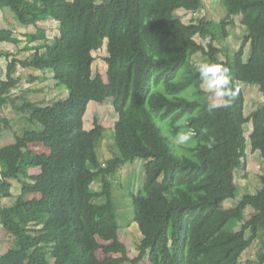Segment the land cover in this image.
<instances>
[{"label":"trees","instance_id":"16d2710c","mask_svg":"<svg viewBox=\"0 0 264 264\" xmlns=\"http://www.w3.org/2000/svg\"><path fill=\"white\" fill-rule=\"evenodd\" d=\"M80 2L91 13L99 7L97 0H0V8L9 7L17 21L36 27L24 34L25 42L13 28H0V43L31 52L25 58L4 53L9 62L0 84V116L11 105L24 125L2 119L15 141L0 147V237L4 232L14 240L0 253V264H140L146 256L151 264H247L241 257L257 239L259 264H264V168L260 189L235 207L224 205L237 196L236 170L248 147L246 123H253L252 150L264 158V103L246 115L243 87L257 85L264 96V0H225L224 36L228 26L239 25L238 15L247 29L240 47L225 59L213 43L216 34L204 0H106L101 22L88 33L78 21ZM181 9L192 11L193 18L184 20ZM49 20L59 23L53 40L39 24ZM197 35L211 40L204 45ZM106 43L104 59L121 76L113 95L114 138L125 151L103 161L97 148L106 128L95 120L88 129L84 117L92 98L94 52ZM197 53L230 70L238 89L231 107L205 110L211 100L195 70ZM19 67L29 71L30 81L48 80L51 71L68 96L19 103L22 96L14 92L22 79ZM38 113L59 124L43 126ZM29 131L36 135L27 136ZM181 131L195 133L186 146L172 143ZM131 141L140 147L126 150ZM36 144L50 153L33 152ZM137 158L145 160L146 175L141 192L133 195L142 240L132 258L115 234L120 222L109 176ZM38 167L47 172H31ZM100 176L97 190L94 181ZM13 180L22 191L5 205L3 199L13 196ZM248 206L254 209L250 218ZM232 219L240 229L229 224ZM101 249L121 256L101 259Z\"/></svg>","mask_w":264,"mask_h":264},{"label":"rangeland","instance_id":"374dc122","mask_svg":"<svg viewBox=\"0 0 264 264\" xmlns=\"http://www.w3.org/2000/svg\"><path fill=\"white\" fill-rule=\"evenodd\" d=\"M206 2L205 13L206 15L210 16L212 22L211 29L213 33L216 34L214 38V44L219 46L223 49L222 53L219 56L222 59L226 58V54H233L235 50H237L240 45L242 38L247 31L246 26L244 27L241 25V16H236V20L238 21L239 25L238 28L234 26H228V35L224 36V24L222 19L226 15V6L225 0H204ZM99 7L96 9L94 13H91L89 9L82 5L80 2L77 6V15L78 21L80 22L83 29H89L90 25L95 23V26L92 30L97 28L101 19L104 14V8L106 4V0H97ZM212 5L211 9L209 6ZM179 14L183 17L184 20L189 21L193 18L194 13L192 11L187 10H179ZM203 14V12L201 13ZM7 21L8 24L6 26L14 28V26L19 27L22 30H30L31 32L36 31V27L33 25L24 27L26 25L21 24L19 21L15 20V22ZM41 27L47 29L48 37L53 40V38L59 34V23L55 20H51L47 23L41 22ZM32 27V28H30ZM196 39L204 44L207 45L208 42L211 40V37H202L201 35H197ZM26 38L23 39L25 42ZM40 42V41H39ZM107 43L104 47L100 50L94 52L96 56V60L94 62V76L93 81L90 86L91 92V102L88 106V112L85 116V126L86 128L90 129L94 127L95 120H98L101 124L104 125L106 128L104 131V136L101 139V144H99L97 151L100 159L112 158L114 155L120 156L122 152H124V147L121 148L118 144H116V140L114 138V130L116 126V112L113 107V95L115 93V87L119 84L121 76L116 73L115 70L111 69L108 64L106 63L104 57L107 54ZM15 44L6 42L0 43V56L4 54V50L7 49L8 52L12 54L18 53ZM3 51V53H2ZM227 51V53H225ZM5 55V54H4ZM25 58L27 54H23L21 52L18 53V56ZM250 52L249 50L246 53L245 60L249 59ZM20 57V58H21ZM5 59V57L3 58ZM194 61L197 63H209L208 57L202 53H197L194 55ZM9 62V61H8ZM6 66V63L4 64ZM20 68V70H19ZM18 68L17 75L22 77L18 86L14 89L16 94L22 96V99L19 100V103L23 104V99L33 100L41 103H51L54 100H58L60 98H64L68 96V88L65 85L58 86L56 81L53 78V74L51 71L47 70L46 73L48 76V80L45 81H30V73L28 70L22 69V67ZM1 72V69H0ZM36 75V70L34 71ZM39 76H42V71ZM5 76L4 67H2V72L0 76V84H1V77ZM245 93H246V107H245V114L248 115L264 103V96L259 89V86L253 84H243ZM203 88L207 92L206 97L210 100L214 99L215 97L210 94L206 87L203 85ZM66 91V92H65ZM190 95V94H186ZM3 115L0 116V147L10 144L15 141V136L12 131L6 128L5 123L2 122L3 118H10L13 121H20V125L22 128L23 119L20 117L22 116L16 110L12 108L10 105L8 108L2 113ZM40 124L43 126L48 125L49 127L56 126L59 124L58 121L52 120V117L48 115H44L38 113L36 115ZM165 123V121H164ZM180 123H183L181 121ZM18 128V125H16ZM36 128L37 125H36ZM246 136L248 138V147H247V155L246 158L243 159V164L240 168L236 170V182H237V196L236 198H230L225 201L226 208H232L237 206L239 201L243 198V196L247 193L256 192L258 189L262 187L260 175L264 168V158L261 156L259 151H253L251 148V144L249 141V137L253 130V123L249 122L245 124ZM27 136L34 137L36 132H26ZM129 143V142H128ZM193 146L196 142L193 140ZM139 144L137 143L134 145L131 141L129 146H126V150L128 148L137 149L139 148ZM31 149L33 152L36 153H50L48 148L44 147L43 145L36 144L32 145ZM107 157H109L107 159ZM104 159V160H105ZM105 160V161H106ZM145 160L141 158H137L135 161L128 162L127 164L120 166L118 170L109 176V180L113 183V195L114 200L116 203V207L118 210V219L120 222V228L116 230V236L123 241L128 248V254L130 257L134 258L139 254V244L142 240V234L138 227V224L134 222L135 219V207H134V197L133 195L139 194L143 187V182L145 180L146 170H145ZM32 173H39V172H47V169L44 167L33 168L31 170ZM95 189L102 188V181L100 178H96L94 183ZM22 191L21 184L13 180V188L12 193L13 196L9 198H4L3 202L5 205L13 204L16 199L18 198L20 192ZM35 196H40V194H36ZM100 201V200H99ZM254 213V209L251 206H248L245 215L246 218H250ZM231 226L235 227L236 229H240L241 223L238 222L237 219H232L229 223ZM11 237L7 234L1 232L0 237V253L6 252L12 246ZM261 240L257 239L249 248L245 250L243 253L241 260L242 263L247 264H259V253L261 251ZM98 256L101 259L106 257H120V253H111L107 255L102 249L99 250ZM123 264H131L129 262H125ZM140 264H151V261L148 256H146Z\"/></svg>","mask_w":264,"mask_h":264},{"label":"clouds","instance_id":"9594fccd","mask_svg":"<svg viewBox=\"0 0 264 264\" xmlns=\"http://www.w3.org/2000/svg\"><path fill=\"white\" fill-rule=\"evenodd\" d=\"M195 70L206 90L215 97L206 104L205 110L211 114L217 109L231 107L238 89H235L231 83L230 70L221 64L207 62L198 64ZM194 135L192 131L178 132L172 143L176 146H186Z\"/></svg>","mask_w":264,"mask_h":264},{"label":"crops","instance_id":"0c3cea01","mask_svg":"<svg viewBox=\"0 0 264 264\" xmlns=\"http://www.w3.org/2000/svg\"><path fill=\"white\" fill-rule=\"evenodd\" d=\"M210 5V4H209ZM212 5H210L209 6V9H211L212 7H211ZM182 10H185V9H182ZM202 12L201 11H198V14H201ZM203 15V14H202ZM12 21V22H15V20H16V16H15V13L9 8V7H5V8H0V28H11V27H8V26H6V24H8L7 23V21ZM49 21H51V20H49ZM49 21H42L43 23H47V22H49ZM56 21V20H55ZM11 22V23H12ZM39 24H41V22L39 23ZM94 26H95V23L93 22V24H91L90 25V27H89V29L87 28L86 29V32L85 33H88V31L89 30H92L93 28H94ZM24 27H27V26H24ZM35 27V26H34ZM236 28H238L237 26H235ZM30 28H32V27H30ZM14 31H15V34H16V36H18V37H20V38H22V39H25L26 37L24 36V34L26 33V32H31L30 30H22V29H19V27H16V26H14ZM1 43H6V42H1ZM17 48V47H16ZM6 51H8L7 49H5L4 50V53L6 52ZM31 51H34V50H31ZM2 53H3V51H2ZM21 53H23V54H27V56H29L30 54H31V52H21ZM18 56V55H17ZM5 57V59H3ZM19 58L21 57L20 55L18 56ZM22 58V57H21ZM6 63V66H4V64ZM7 65H8V58H7V56L6 55H1L0 56V69H1V72H2V67H4V70H5V76H3V74H2V77H1V81L2 80H4V79H6V74H7ZM19 70H20V68H19ZM25 70H27V69H25ZM34 71L35 70H33L32 72L34 73ZM39 71H41V70H36V75L37 76H39L41 73H38ZM1 72H0V76H1ZM29 72V71H28ZM35 74V73H34ZM42 74H44V71H42ZM66 92V91H65ZM65 97H67V96H65ZM64 97V98H65ZM114 107V106H113ZM8 108V107H7ZM114 110H115V108H114ZM115 112H116V110H115ZM87 114V113H86ZM86 116V115H85ZM116 116H117V120H118V114H117V112H116ZM85 118V117H84ZM116 120V121H117ZM86 127V126H85ZM109 157H107V159H108ZM105 159V158H104ZM104 159H101V160H103V161H105ZM97 178H100V180L102 181V178H101V176L100 177H97ZM94 183H95V181H94ZM97 190H100V189H97Z\"/></svg>","mask_w":264,"mask_h":264},{"label":"built area","instance_id":"2783aa9c","mask_svg":"<svg viewBox=\"0 0 264 264\" xmlns=\"http://www.w3.org/2000/svg\"><path fill=\"white\" fill-rule=\"evenodd\" d=\"M1 167V166H0Z\"/></svg>","mask_w":264,"mask_h":264}]
</instances>
